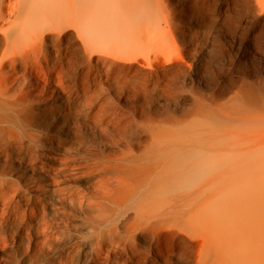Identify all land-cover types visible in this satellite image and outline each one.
<instances>
[{"label": "rangeland", "instance_id": "rangeland-1", "mask_svg": "<svg viewBox=\"0 0 264 264\" xmlns=\"http://www.w3.org/2000/svg\"><path fill=\"white\" fill-rule=\"evenodd\" d=\"M152 7L168 31L137 32L135 61L86 52L57 14L42 20L48 81L16 124H0V264H204L198 236L172 222L195 186H174L189 164L202 179L211 130L264 76V15L243 0H137V15Z\"/></svg>", "mask_w": 264, "mask_h": 264}, {"label": "bare ground", "instance_id": "bare-ground-1", "mask_svg": "<svg viewBox=\"0 0 264 264\" xmlns=\"http://www.w3.org/2000/svg\"><path fill=\"white\" fill-rule=\"evenodd\" d=\"M243 4L248 13L264 15V0ZM152 10L137 15V0H0V124H16L35 100V83L48 81L39 59L47 35L43 19L59 15L54 26L75 30L86 52L135 61L137 32L144 39L168 31L167 16L155 18ZM243 92L237 118L223 132H210L202 179H192L197 170L189 164L184 185L178 180L174 186H195L183 194L187 208L176 211L172 222L198 236L204 264H264V143L258 140L264 135V76L245 84ZM224 139L232 140L227 149L220 148ZM92 215L104 241L106 219L101 212ZM42 261L33 258L30 264Z\"/></svg>", "mask_w": 264, "mask_h": 264}]
</instances>
